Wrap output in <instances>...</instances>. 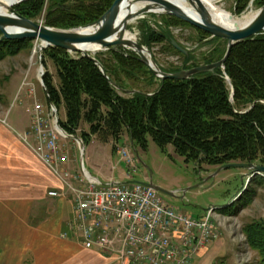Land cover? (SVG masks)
Here are the masks:
<instances>
[{"label":"trees","instance_id":"16d2710c","mask_svg":"<svg viewBox=\"0 0 264 264\" xmlns=\"http://www.w3.org/2000/svg\"><path fill=\"white\" fill-rule=\"evenodd\" d=\"M250 1H238V15L245 11ZM114 2L51 0L46 25L59 29L85 27L99 20ZM255 2L259 8L264 6V0ZM44 5L45 0H28L17 5L15 10L20 16L35 20ZM65 7L70 10H64ZM173 20L178 25L190 27L184 21ZM197 33L205 34L199 30ZM166 40L165 35L152 36L145 44H163ZM214 41L218 43L220 40ZM29 42L1 43L0 61L14 56ZM168 49L181 54L171 42H168ZM225 53L226 50L216 45L212 53L204 57V64L221 61ZM183 58L182 66L170 72L190 70L200 65L191 54L183 55ZM96 59L107 76L123 90H128L126 80L152 76L131 53L110 49L107 53L97 54ZM48 61L55 66L59 80L55 84L53 75L46 71L43 80L49 101L58 109L64 106L67 120L61 122L62 128L70 135L80 136L87 145L93 137L104 143H118L127 132L131 142L145 152L148 151L149 138L162 150L172 145L186 163L216 167L236 163L264 166V34L233 47L225 65L230 84L221 69H216L185 81H160L154 91L137 90L135 94L124 96L111 86L94 61L81 54L72 55L63 49L49 47L43 51L46 68ZM149 86L153 84L149 83ZM83 122L89 125V132L81 129ZM258 177L254 176L251 182ZM254 194L255 191L246 192L243 207ZM217 210L234 216L241 208L231 204ZM243 232L264 264V223L249 224Z\"/></svg>","mask_w":264,"mask_h":264},{"label":"rangeland","instance_id":"374dc122","mask_svg":"<svg viewBox=\"0 0 264 264\" xmlns=\"http://www.w3.org/2000/svg\"><path fill=\"white\" fill-rule=\"evenodd\" d=\"M238 1L217 0L215 12L219 15L242 17L251 12L258 13L262 8H259L255 0H251L245 11L238 15L240 5ZM50 3L51 0H45L41 15L32 21L47 26L46 16ZM174 18L164 14H146L134 19L127 26V33L136 43L150 52L149 58L160 71L172 73L171 69L180 68L183 64L184 54L177 49L181 54L168 49V42L172 43V40L188 52L184 56L190 54L194 56L199 66L208 65L204 64L203 59L212 53L216 45L226 50V41L219 39L220 41L215 43L214 39L218 38H212L203 31L205 34L200 35L197 33L199 29L191 25L190 27L178 25ZM158 35H165L167 42L163 44L154 42L150 46L145 44L148 38ZM29 41L25 47L16 51L14 56H7L0 61V121L15 135H25L29 132L31 112L36 104L47 107L49 103L47 89L40 82L41 59L43 63L45 49L40 51V41ZM109 50H100L94 56L107 53ZM114 51L131 53L140 60L139 54L135 51L124 48ZM43 67L44 73L48 70L53 75L55 84H58L57 70L53 63L48 61L47 68L44 64ZM125 83L128 90L124 91L127 92L154 91L158 88L160 79L152 74L135 80H126ZM149 83L153 86L150 87ZM56 109L59 121L65 122L67 113L64 106ZM81 129L89 132V125L83 122ZM69 144L73 157V170L80 171L87 182L98 184L90 181L81 170L79 144L72 139H69ZM84 166L89 174L103 183H112L109 182L111 180L113 183L152 181L158 187L173 194V196L161 194L167 204L174 207L177 212L195 219L205 217L211 208L235 204L236 207L241 208V211L234 216L222 214L218 212V208L215 210L212 217L217 227V238L210 243H213L209 246L211 251L204 257H200L201 255L194 257L192 264H263L257 251L248 244L243 229L255 222L264 223V176L259 175L252 183L254 176L251 171L244 168L221 169L207 164L186 163L183 157L176 154L172 145L162 150L151 138L148 139V151L145 152L131 142L127 132L118 143H104L93 137L85 147ZM247 191H255V194L248 205L243 207ZM67 233H69L68 228ZM70 238H73L71 234Z\"/></svg>","mask_w":264,"mask_h":264},{"label":"built area","instance_id":"2783aa9c","mask_svg":"<svg viewBox=\"0 0 264 264\" xmlns=\"http://www.w3.org/2000/svg\"><path fill=\"white\" fill-rule=\"evenodd\" d=\"M57 114L49 105L36 104L29 132L18 136L61 183L62 191L48 195L72 199L74 218L68 230L84 249L120 264H192L217 238L214 210L195 219L142 185L87 182L72 168L71 146L57 126Z\"/></svg>","mask_w":264,"mask_h":264},{"label":"water","instance_id":"95a60500","mask_svg":"<svg viewBox=\"0 0 264 264\" xmlns=\"http://www.w3.org/2000/svg\"><path fill=\"white\" fill-rule=\"evenodd\" d=\"M186 1L195 10L199 19L188 14L181 8L166 0H116L109 11H107L99 20L85 27L71 30H60L40 25L32 20L20 16L16 12L14 5L9 9L10 15L4 16L0 14V44L9 41L36 40L41 42L40 51H43L44 49H47L49 47H56L63 49L71 54H81L83 55V57L89 58L96 63L104 77L108 80L113 88L128 95H132L137 92H127L121 89L113 80H111L107 76L105 70L99 63L98 59H96L94 54L85 52V49L83 48H85L86 46H92L97 47L100 50H116L118 48H124L135 51L139 54L141 62L146 65L149 71L157 78H159L161 82H165L166 80L185 81L196 75L212 72L216 69H221L227 82L230 84V80L226 75V62L229 59L232 49L235 45L254 39L255 37L264 33V7H262L258 11L256 18L248 26L238 30H230L219 26L211 19L209 12L201 3V0ZM137 6H141V9L139 11L133 12V9ZM124 9H126L127 14L122 18L121 15ZM64 10L69 11L70 8L65 7ZM146 14H164L167 16L175 17L209 34L212 38H218L221 41H226V53L224 58L221 61L213 64L195 67L190 70H182L177 73H164L157 67L154 69L151 65V63H154L153 60L145 55L146 52L150 57V52L138 43L126 39V35L128 34V24L139 16H144ZM13 29H15L16 31H9ZM172 44L179 52L183 53L184 55L188 54V52L185 51L175 40H172ZM40 73V82L45 88L43 80L45 73L42 59ZM231 102H233V92L231 96ZM49 104L53 108V110L57 112L55 105L50 101ZM57 126L67 139L75 140L79 144V148L81 151V170L90 181H95L102 186L139 184L144 187L153 189L159 194L173 196L172 193L163 190L162 188L155 185L152 181L103 183L98 178L93 177L87 172L84 166L85 147L87 146V144L80 136L70 135L62 128L58 114ZM228 168H244L248 171H251L252 176H264V166L260 165L236 163L221 167V169ZM211 209H209L208 211H210Z\"/></svg>","mask_w":264,"mask_h":264},{"label":"crops","instance_id":"0c3cea01","mask_svg":"<svg viewBox=\"0 0 264 264\" xmlns=\"http://www.w3.org/2000/svg\"><path fill=\"white\" fill-rule=\"evenodd\" d=\"M62 189L19 136L0 121V264H120L70 238L72 199L48 195ZM209 246L198 256L211 251Z\"/></svg>","mask_w":264,"mask_h":264},{"label":"bare ground","instance_id":"6f19581e","mask_svg":"<svg viewBox=\"0 0 264 264\" xmlns=\"http://www.w3.org/2000/svg\"><path fill=\"white\" fill-rule=\"evenodd\" d=\"M21 1V2H20ZM23 1L27 0H0V14L1 15H10L9 9L13 7L14 5L17 6L18 3H22ZM177 7L181 8L183 11L187 12L188 14L196 17L199 19L197 16L195 10L192 8V6L186 1V0H166ZM216 2L217 0H201V3L204 5V7L207 9L209 12L211 19L218 24L219 26L230 29V30H238L242 29L246 26H248L257 16V13L251 12L246 15H243L242 17H234V16H229V15H219L217 14L216 11ZM17 3V5H16ZM14 6V7H15ZM141 9V6H137L133 9V12L139 11ZM127 14L126 9L123 10L121 17H125ZM11 32H15L16 30H9ZM126 39L131 40L133 42L134 38L131 37L129 34L126 35ZM85 52L91 53V54H96L98 51H100L99 48L97 47H90L86 46ZM145 55L149 58V55L145 52ZM153 68L155 69L156 66L154 63H151ZM41 74V73H40Z\"/></svg>","mask_w":264,"mask_h":264}]
</instances>
